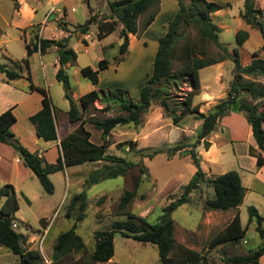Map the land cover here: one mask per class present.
<instances>
[{
    "label": "rangeland",
    "instance_id": "374dc122",
    "mask_svg": "<svg viewBox=\"0 0 264 264\" xmlns=\"http://www.w3.org/2000/svg\"><path fill=\"white\" fill-rule=\"evenodd\" d=\"M31 1L34 0H0V64L12 67L11 58L21 62L26 58L23 38L29 39L27 42H30L35 36H39L41 25L38 24L46 19L51 6H46V0H37L38 7L45 4L35 16L31 17L22 11V4ZM114 1L116 0H68L69 15L66 21L70 31L73 32L69 47L77 53L78 58L76 63L67 70V74L72 85L76 88V93L79 96L86 95L93 86L84 78L81 70L86 67L97 68L100 60L107 59L109 67L100 72V84L97 90L105 93L124 90L133 100H138L141 89L153 73L158 40L165 36L169 23L178 11V4L176 0H161L153 24L139 35L129 37L130 50L124 60L119 62L122 59L118 53L122 44L120 39L122 26L119 25L118 30L103 41L97 39L96 23L109 13L108 6ZM208 1L224 7L223 10L212 15V20L220 28V42L229 52L233 54V51L238 49L243 66L252 62L255 52H259L260 58L264 59V53L260 51L263 44L261 34L250 29L241 17L244 0ZM255 1L257 7L264 11V0ZM227 4H231V7H226ZM59 9L62 11L61 7H54L48 15L49 18L46 19L48 25L43 31L46 39H59V33L55 29L53 21L55 18L65 21V19L58 18V15L62 13ZM148 16L149 12L139 19L140 29ZM92 17L96 21L93 22L90 38L85 43L84 35L74 33V28L83 25ZM261 21L264 23V17ZM240 30L250 33V38L242 47H239L236 42V34ZM184 36L195 42L209 56L220 54V50L215 45L202 44L194 30L187 29ZM104 46L106 47L103 52L101 47ZM55 56L56 53L50 51L43 58L44 63L50 64L45 75L41 67V58L35 56L30 59V73H24V78L18 80L17 83L29 84L26 78L28 75L38 85L45 86L48 83L49 87L45 86V88L49 90L54 106L59 111H65V108H69V102L64 97L63 85L55 78L56 71L53 67ZM233 70L232 60L201 70V93L194 100L195 105H199L201 113L208 114L226 97L229 83L233 77ZM262 82L264 83V79ZM190 90L188 83L182 84L180 88H170L169 96L178 113L181 111L180 103ZM78 105H80V100ZM105 106L100 101L96 102L95 108H91L85 114V118L96 117L104 120L120 114L117 107L110 112L102 111ZM259 110H263L261 104H259ZM241 117L243 116L239 114H231L223 118L214 134L212 133L207 138V141L211 143L210 150L206 151L203 141H201L195 151L200 157V165L206 177L214 178L230 171H236L240 175L243 186L247 190L243 204L237 210H207L205 202L213 197V191L207 185H203L190 195L189 204L179 207L172 215L177 244L206 253L210 241L228 226L237 213L240 214L243 226H248L245 239L239 244H228L210 251V264H224L223 257L246 255L258 249L262 244L256 230V222L248 225V209L254 206L264 217V174L260 175V180L255 177L256 166L252 160L254 157L247 155L250 148L256 149L255 141L249 135L247 124L241 122ZM201 124L202 121L196 117L187 116L180 127H176L167 118L165 110L157 102H154L147 113L143 115L140 126L118 127L109 137L110 146L107 154L136 164L125 177L101 181L89 186L87 180L90 173L106 164L105 162L89 163L69 168L67 173L51 175L50 179L54 185L53 194H47L32 173L29 178L23 179L21 176L19 179H14L11 185L16 187L20 199L18 216L23 220L18 219L14 224L17 225V231L25 237L26 248L38 250L42 256V264H51L55 240L71 228L78 213L79 203L71 213V219L66 218L68 209L74 197L86 192L87 206L84 220L79 224L77 234L83 239L87 250L91 252L95 245V232L111 230L115 222L128 220L127 216L121 214L118 205L126 191L135 190L137 179L140 180V183L136 190V197L127 211L135 216L145 218L151 224L158 223L163 209L172 199L181 196L183 188L195 173L193 162L186 152L193 149L191 146L196 142ZM86 127L92 133V141L101 144V133L95 130L91 124H87ZM128 142L133 143V148L124 145ZM176 145H185L186 148L183 152L170 156L166 151ZM159 150L165 151V153L152 160L148 158V155ZM142 167L145 169L143 174L141 173ZM3 186L0 182V190ZM26 197L32 201L31 206L26 204ZM114 242L115 255L111 260L112 264H162L158 249L153 244H142L124 238L120 234L115 235ZM80 257L81 254L74 255L65 264L76 263ZM0 264L22 263L17 255L0 247ZM261 264H264V258Z\"/></svg>",
    "mask_w": 264,
    "mask_h": 264
},
{
    "label": "trees",
    "instance_id": "16d2710c",
    "mask_svg": "<svg viewBox=\"0 0 264 264\" xmlns=\"http://www.w3.org/2000/svg\"><path fill=\"white\" fill-rule=\"evenodd\" d=\"M178 11L174 19L169 23L165 36L158 40V49L154 58L153 73L140 91L139 99L133 100L128 92L116 90L114 92H100L93 89L80 99V105L76 103L73 95L76 88L72 85L67 66H73L77 61V53L69 47L72 33L66 21L54 19L57 28L67 33L62 39H45L35 36L32 41L27 42L25 49L27 57L21 62L10 59L12 67L0 64V75L2 81L10 83L24 78L23 73H30V58L36 53L45 55L49 49H56L58 70L57 82L63 85L64 97L69 102L68 122L57 127L55 122V106L48 91L36 87L30 83V90L37 91L43 96L42 109L30 118L35 127L39 139L44 142L55 143L60 141V156L56 163L50 164L44 158L28 151L13 135L11 127L17 122L12 109L0 115V143L13 148L20 156L25 167L39 180L47 194H53L54 185L50 176L55 173L64 172L66 169L84 166L89 163L105 162L102 168L93 170L87 180L89 186L101 181L125 177L136 164L123 158L108 155L110 146L109 137L113 130L118 127L133 125L140 126L142 117L150 109L154 102L165 110L167 118L176 127H180L187 116H194L202 121L197 133L196 142L191 146L193 149L186 152L190 156L195 167V173L188 184L183 188L181 196L172 199L163 209V214L158 223L151 224L145 218L135 216L127 211L129 205L136 197V190L140 180L135 182L134 191H126L121 197L118 209L122 215L128 217L127 221L115 222L111 230L97 231L94 234L95 245L91 252L86 248L83 239L77 234L79 224L84 220V212L87 206L86 192L74 197L68 212L67 219H71V213L78 205V213L71 228L59 235L53 245L51 264H65L71 257L81 254V257L73 264H104L111 261L115 255V235L132 239L142 244H153L158 249L159 259L162 264H210L209 252L218 247L228 244H239L246 237L248 226L244 227L239 213L235 215L228 226L218 233L208 244V251L201 253L185 246L178 245L174 236L175 223L173 213L181 206L190 203V195L207 185L213 191V197L207 199L205 208L210 211L237 210L244 202L246 188L242 179L236 171L214 178L206 177L200 165V157L195 149L203 141L206 151L211 148L207 138L214 133L219 122L232 113L242 115L251 127L252 137L256 149H251L249 155L256 159L258 169L264 168V59L260 58L259 52L253 54L252 62L243 66L240 61L239 51L235 49L233 54L220 42V28L213 22L212 15L223 10L214 2L208 0H176ZM188 2V4H186ZM161 0H116L109 4V13L104 15L97 23V39L102 41L118 30L122 44L118 53L124 60L129 52V37L137 36L146 30L156 19ZM226 7L230 8L231 4ZM149 12L142 28L139 19ZM241 17L245 24L252 30L261 34L263 44L261 52L264 53V11L257 7L255 0H244V9ZM96 19L87 20L83 25L74 28V33L90 35L91 27ZM187 29L194 30L202 44H213L219 50L217 56H209L206 51L185 38ZM250 38V33L240 30L236 34V42L242 47ZM86 43V41L84 40ZM232 60L234 63L233 77L229 83L226 97L222 99L208 114L200 112L199 105H195V98L201 93V70ZM109 61L102 59L97 68L86 67L81 70L82 75L93 87H97L100 81V72L107 70ZM188 83L191 90L180 103V113L169 96L171 87L180 88L182 84ZM250 100V101H249ZM102 102L106 106L104 112H110L114 108L120 111L119 115L100 120L96 117L85 118V114L95 108L96 102ZM259 104L263 110H259ZM91 124L95 130L101 133V144L92 141V133L86 125ZM71 131L65 133V129ZM133 148V143L128 142ZM185 145H176L168 151L170 156L185 150ZM165 153V151H154L148 155L149 159ZM145 169L141 168L143 174ZM18 197L15 188L4 185L0 190V247L7 249L10 253L17 255L22 264H42V256L38 250L26 248L25 237L13 226L17 222L16 213L19 211ZM248 225L254 221L257 224V232L262 244L253 252L246 255H235L234 257H223L224 264H261L264 258V217L258 210L251 206L248 209Z\"/></svg>",
    "mask_w": 264,
    "mask_h": 264
},
{
    "label": "crops",
    "instance_id": "0c3cea01",
    "mask_svg": "<svg viewBox=\"0 0 264 264\" xmlns=\"http://www.w3.org/2000/svg\"><path fill=\"white\" fill-rule=\"evenodd\" d=\"M36 2L37 0L31 1L30 3L24 2L22 4V11H25V13L27 15H30L31 17L35 16L39 12V9L45 4L44 3L42 6L38 7ZM45 2H46L47 7L51 6L49 13L46 15V19L49 18L48 15L50 14L51 10L54 7L62 8V11L59 9V11L62 12L60 15H58L59 19H65V21L68 19V15H69L68 8H67L68 0H46ZM46 19L42 23L38 24V25H41L40 32L38 34H39V37H42V38H45L43 31L46 29L48 25V22L46 21ZM55 29H57L59 33L58 35L59 39H62L68 36L67 33L60 31L56 25H55ZM84 37L86 41L87 39L90 38V35H84ZM23 39L26 45V41H28L29 39L28 40H26L25 38ZM105 47L106 46L101 47V50L103 51ZM50 51H53L54 53H56V49L51 48L48 50V52L45 55L36 53L30 58L32 59L35 56H39V58H41V67H42V71L44 75H45L46 69L48 68V66H50V64L44 63L43 58ZM26 57H27V52H26ZM53 67L56 71L55 72V76H56V73L58 70L56 56L54 57ZM70 67L71 66L68 65L67 70ZM30 69H31V65H30ZM24 73L26 74L27 72H24ZM27 77L28 76H26V78ZM2 78L3 76L0 77V115L9 109H12L17 119V122L11 127V132L13 133L14 137L31 153H35L39 157L44 158L50 164L56 163L57 159L60 156V152H61L60 141H57L55 143H49V142H44L43 140L39 139L36 134L35 127L30 121V118L34 116L35 114H37L42 109L43 96L37 91H31L30 83L20 84V83H17L18 80L10 82V83H5L2 81ZM30 78H31L32 84L36 87L44 88L46 90L47 88H45V86L49 87L48 83L45 84V86H41V85L36 84L31 76ZM99 84H100V81H99ZM97 87H92L90 91H92L93 89H97ZM47 91L49 93V90ZM82 96L84 95L79 96L75 91L73 98L77 104ZM69 108H70V105H69ZM69 108L68 109L65 108V111H59L57 109L55 110V122H56L57 127H60L61 125L68 122L67 113H68ZM232 114H235V113H232ZM241 119H242L241 122H243V124H247L248 126L247 130L249 132V135L252 136L251 127L248 125L246 119L244 117H241ZM71 128L72 127H70L67 130L65 129V133L68 131H71ZM254 146L256 147V144ZM247 155L249 156V152H247ZM252 160H254L253 163H255V166H256V159L253 158ZM67 172H68V169L64 171V173H67ZM31 173L32 172L27 167H25L19 154L13 148H11L10 146L6 144L0 143V182L3 185H7V184L11 185L13 184L14 179H19L21 178V176H23V179L29 178L31 176ZM254 173H255L256 179L260 180V175L262 176L264 174V168L258 169L256 166V168L254 169ZM55 174H58V173H55ZM55 174H52V175H55ZM13 187L15 188V191H16L15 185ZM16 194H17V191H16ZM17 197H18V194H17ZM18 202H19V207H20L19 197H18ZM25 202L28 206L32 205V201L28 197L25 198ZM43 207L45 206L43 205ZM19 212H20V209L16 213V218L17 220L19 219L20 221H23L22 218L18 216ZM43 219H46V218H43ZM97 264H100V263H97ZM104 264H112V263L111 261H109L108 263H104Z\"/></svg>",
    "mask_w": 264,
    "mask_h": 264
},
{
    "label": "built area",
    "instance_id": "2783aa9c",
    "mask_svg": "<svg viewBox=\"0 0 264 264\" xmlns=\"http://www.w3.org/2000/svg\"><path fill=\"white\" fill-rule=\"evenodd\" d=\"M13 226H14L15 228H17V225H16V224H14Z\"/></svg>",
    "mask_w": 264,
    "mask_h": 264
},
{
    "label": "bare ground",
    "instance_id": "6f19581e",
    "mask_svg": "<svg viewBox=\"0 0 264 264\" xmlns=\"http://www.w3.org/2000/svg\"><path fill=\"white\" fill-rule=\"evenodd\" d=\"M214 134V133H213ZM215 136V135H214Z\"/></svg>",
    "mask_w": 264,
    "mask_h": 264
}]
</instances>
